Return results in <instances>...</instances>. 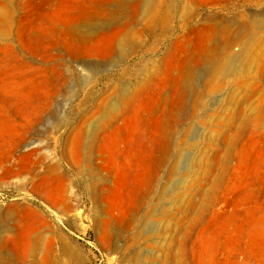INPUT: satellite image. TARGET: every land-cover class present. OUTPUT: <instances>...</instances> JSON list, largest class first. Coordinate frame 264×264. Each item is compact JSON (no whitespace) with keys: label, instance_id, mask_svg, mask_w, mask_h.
<instances>
[{"label":"rangeland","instance_id":"obj_1","mask_svg":"<svg viewBox=\"0 0 264 264\" xmlns=\"http://www.w3.org/2000/svg\"><path fill=\"white\" fill-rule=\"evenodd\" d=\"M0 264H264V0H0Z\"/></svg>","mask_w":264,"mask_h":264}]
</instances>
